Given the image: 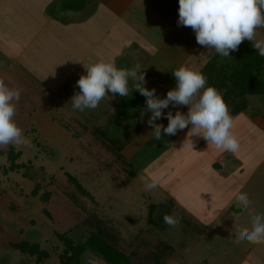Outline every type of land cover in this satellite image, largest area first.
Segmentation results:
<instances>
[{
  "label": "rangeland",
  "instance_id": "1",
  "mask_svg": "<svg viewBox=\"0 0 264 264\" xmlns=\"http://www.w3.org/2000/svg\"><path fill=\"white\" fill-rule=\"evenodd\" d=\"M6 16L14 18V15ZM15 22V26L0 22L1 28L8 29L0 30V42L6 46L5 41L15 40L21 49L22 44L29 39L23 36V32L17 30L21 22L16 18ZM96 31L87 30L88 34L91 33L92 37H95V42L96 35L97 39L101 38V32ZM260 31L263 33L264 30ZM260 31L256 33L257 40L264 39ZM49 34L50 40L54 33L50 30ZM49 40L46 38L40 43L44 51H47L44 55L43 50L36 55L25 54L13 63L21 68L25 67L24 69H27L26 63L41 68L37 75L42 77L41 82L46 87L41 86L44 94L40 105L42 113L38 115L34 124L35 132L28 135L23 132L29 143L15 145V150L21 152L16 159L18 167L10 169L11 161L8 156L0 157V264H60V254L63 253L65 245L56 235V230L68 235L76 243L85 241L90 231L96 230V223L91 221L92 218L89 220L90 217L66 200L56 186L52 185V179L55 178L60 182V186L69 185L74 189L69 175L76 177L87 191L81 195L86 208L99 218L110 220L115 229H121L126 236L137 234L140 227L146 223L144 217H148L151 203L179 199L190 211L199 216L212 215L218 211L220 205L228 200V195L236 190L229 187L233 186L235 176L221 175L213 170L211 167L215 152L213 144L209 143L208 150L193 151L191 146L184 149L186 148L184 138L187 137L188 128L171 136L162 133V139L155 140L152 128L147 124L150 112H133L130 110L131 107L126 105L109 128L112 138L126 140L136 130L137 120L141 123L140 129L138 126V133L125 152L135 165L138 175L124 184L119 177L104 168L107 167L106 159L112 157L110 146L114 143L109 145L101 142L90 143L87 128L83 127H92L103 116L107 105L100 102L96 109H86L83 112L73 109L71 98L79 88L72 95L66 83L70 72L68 70L73 68L72 62L68 60L69 54H64L68 48L63 45V40L62 44L59 42L60 39L54 42ZM95 44L98 45L96 49L99 53L102 49L105 55L106 50L101 40ZM76 49V57H73L75 64L76 59L77 61L79 58L88 59L77 65L78 73L84 75L86 74L84 66L96 62L97 52H91L90 56L85 58L91 48L78 44ZM84 51V57H81ZM8 58L9 55L0 52L1 63L6 64ZM162 67L167 66L163 64ZM63 83L67 85L62 86ZM251 101L253 104L251 110L254 108L259 116L264 117V97L253 96ZM178 106L181 105L173 106L174 110L163 111L175 114L179 110ZM187 111L181 112L186 114ZM238 119L235 122L240 123L241 128L238 129L243 135L241 137L234 135L240 144L237 153L249 168L257 166L258 169L257 174L246 186L237 190L242 189L241 192L247 194L249 201H264V187L263 190H258L257 187V184L264 185V132L257 126L246 128L244 118ZM156 123L166 127L168 121L166 117H162ZM231 132L234 133L233 127ZM190 139L191 143L200 142L201 137L192 136ZM223 151L225 153V150ZM186 153L187 161L184 158ZM247 153H252L254 160L249 158ZM260 174L263 175L259 176ZM148 178H157L158 187L146 191L144 181ZM36 185L40 186L39 189L42 187V191L51 190L52 195L47 203L43 202L39 195L32 193ZM45 208L54 214L55 220H49L44 216ZM224 208L228 209L221 208V216L227 219L230 213L228 210H222ZM250 209L249 206L248 211ZM23 240L38 243L41 249L49 252V257L37 262L35 256L23 253L12 245ZM81 264L108 263L100 255L86 250Z\"/></svg>",
  "mask_w": 264,
  "mask_h": 264
},
{
  "label": "crops",
  "instance_id": "2",
  "mask_svg": "<svg viewBox=\"0 0 264 264\" xmlns=\"http://www.w3.org/2000/svg\"><path fill=\"white\" fill-rule=\"evenodd\" d=\"M178 8V0H0V22L11 23L15 26L16 18L21 22L17 26V30L23 32V36L30 40L22 44L21 49L15 40L5 41L6 46L0 42V52L9 55V61L2 64H13L25 54L36 55L41 50L44 51L40 43H43L46 38L49 40V31L52 30L54 35H51L52 39L49 41L54 42V40L60 39L59 42L62 44L63 40V45L68 48L64 54H69L68 60L73 64V68L68 70L70 72L68 82H66L69 85L70 94H74L78 89L76 82L81 76L77 71L78 66L88 60L79 58V61L76 59L77 64H75L73 57H76V48L80 44L91 48L85 58L90 56L91 52H97L96 62L112 61L120 69H130L139 64L145 75L144 86L149 90L154 88L158 97H166L167 92L176 85L175 77L172 75L174 70L185 66L200 72L217 54L213 48H206L196 42V35L191 27L178 25ZM6 15H14V18ZM51 24L52 26H50ZM4 29L8 30L6 27H0V30ZM87 30L101 32V38L97 39L96 35V42L101 40L102 46L106 50L105 55L102 53V49L101 53L96 49L98 45L95 44V37L93 38L91 33L88 34ZM263 33L260 31L262 36ZM45 52L47 51L45 50L42 54L44 55ZM84 53L85 51L82 52L81 57H84ZM48 54L50 55V53ZM58 54H60L59 51ZM163 64H166L169 70L167 67L163 68ZM25 66L27 69H24L25 67L22 69L40 86L46 87L41 82L42 77L37 75L41 68L29 66L27 63ZM72 77L77 78L73 79ZM66 83H63L62 86L67 85ZM129 88V97H121L117 94L113 98L109 92L108 97L101 101L107 105L102 115L116 103L120 104V111L129 105L133 112H146V97L136 90L131 92V81ZM251 97L253 96L248 98L250 107L247 111L238 115L230 114L233 118V135L236 137L243 135L238 129L241 128L240 123L235 122L241 117L244 118L246 128L257 126L264 132V117L259 116L254 108L251 110L253 106ZM171 109L173 106L169 105L166 110ZM178 109L186 111L188 107L181 105L178 106ZM136 124L140 129L139 120ZM184 139L186 141L189 138ZM190 141L191 139L186 141L184 149L191 146L193 151L208 150L209 144L202 137L200 142L191 143ZM212 147H215V152L211 167L218 174L235 176L233 186L229 187L236 189V193L231 192L228 195V200L222 203L220 209L213 212L212 215H196L179 199L156 203L177 201L192 217L187 218L186 215H183L172 229L169 227L167 236L170 238V244L175 248L171 251V262L174 264H264V243L251 244L247 241L237 243L235 237L236 230L244 227L251 228L252 215L264 214L263 200L250 201L251 209L248 211V209L243 210L235 199V196L242 190L238 191L237 189L246 186L247 182L257 174L258 168L257 166L249 168L246 162L241 161L237 152L225 151L224 153V149L217 148L214 144ZM247 154L252 159V153ZM184 158L187 161V153ZM239 185L240 187H238ZM257 187L258 190H263L264 185L257 184ZM223 207L228 209L222 210H228L230 213L227 219L225 216H221ZM144 218L146 223L140 229L145 227L148 222L146 216ZM120 231L126 236L121 229Z\"/></svg>",
  "mask_w": 264,
  "mask_h": 264
},
{
  "label": "clouds",
  "instance_id": "3",
  "mask_svg": "<svg viewBox=\"0 0 264 264\" xmlns=\"http://www.w3.org/2000/svg\"><path fill=\"white\" fill-rule=\"evenodd\" d=\"M178 3V25L191 27L199 45L213 48L222 57H229L231 51H237L240 44L248 40L264 57V39H256L257 31L264 30V0H178ZM84 67L86 74L76 82L79 91L71 98L74 110L96 109L109 92L113 98L117 94L129 97L131 81V92L136 90L146 97L145 111L151 113L147 124L152 128L155 140H161L162 133L171 136L188 128L189 139L186 141L199 136L217 148L232 153L238 151L240 144L231 132L233 118L228 105L214 86H208L207 78L201 72L185 66L174 70L172 75L176 85L165 98H160L154 88L149 90L144 86L145 75L139 64L120 69L113 63L98 61ZM20 99L21 91L10 88L0 79V148L29 143L14 119ZM169 105L187 106L188 111L186 114L179 110L175 114L171 111L164 113ZM162 117L168 121L166 127L156 123ZM144 184L145 190L150 191L158 187L159 180L148 178ZM235 199L243 210L249 208L246 193H238ZM163 220L172 227L178 223L167 214ZM235 237L237 243H264V214L252 215L251 228L236 230Z\"/></svg>",
  "mask_w": 264,
  "mask_h": 264
},
{
  "label": "trees",
  "instance_id": "4",
  "mask_svg": "<svg viewBox=\"0 0 264 264\" xmlns=\"http://www.w3.org/2000/svg\"><path fill=\"white\" fill-rule=\"evenodd\" d=\"M200 72L207 78L208 86H214L222 94L231 115L247 111L250 107L248 99L250 96L264 97V57L258 54L248 40L242 42L237 51H231L229 57H222L217 53ZM0 79H3L10 88H18L21 91V99L16 105L14 117L17 125L27 135L35 132L34 124L38 115L42 113L40 106L44 95L42 87L15 64L4 65L0 62ZM119 112L120 104L116 103L92 127L83 128H87L90 143L101 142L105 145L114 143L110 146L112 157L106 159L107 167L104 168L127 184L137 172L125 150L139 129L136 125V130L126 140L112 138L109 128ZM3 155L10 159V169L18 167L16 159L21 152L15 150V145L0 148V157ZM69 178L74 189L69 185L60 186L56 178L52 179V185L56 186L66 200L90 217L89 220L92 218L91 221L96 223V230H91L85 241L77 243L68 235L56 230V235L65 245L63 253L60 254V264H81L86 250L100 255L108 264H174L171 262V251L175 248L167 236L169 227L172 229V226L165 224L163 217L167 214L177 221L181 220L183 215L191 217L177 201L151 203L146 226L137 234L126 237L119 229H115L110 220L99 218L86 208L81 195L87 191L76 177L69 175ZM39 187L36 185L32 193L39 195L43 202L47 203L52 192L42 191V187L41 189ZM43 214L47 219L55 220L54 214L46 208ZM12 245L23 253L35 256L37 262L49 257V252L41 249L38 243L23 240Z\"/></svg>",
  "mask_w": 264,
  "mask_h": 264
}]
</instances>
